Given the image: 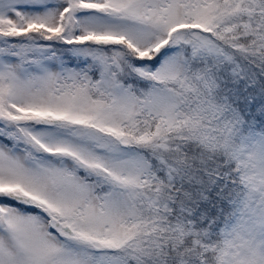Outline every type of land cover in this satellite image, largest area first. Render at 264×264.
<instances>
[{"label":"snow or ice","instance_id":"snow-or-ice-1","mask_svg":"<svg viewBox=\"0 0 264 264\" xmlns=\"http://www.w3.org/2000/svg\"><path fill=\"white\" fill-rule=\"evenodd\" d=\"M0 264H264V0H0Z\"/></svg>","mask_w":264,"mask_h":264}]
</instances>
